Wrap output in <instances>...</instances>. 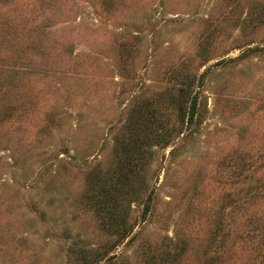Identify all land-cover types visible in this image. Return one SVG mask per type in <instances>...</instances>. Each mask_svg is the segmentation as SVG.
Listing matches in <instances>:
<instances>
[{"label": "rangeland", "instance_id": "obj_1", "mask_svg": "<svg viewBox=\"0 0 264 264\" xmlns=\"http://www.w3.org/2000/svg\"><path fill=\"white\" fill-rule=\"evenodd\" d=\"M192 77L198 124L154 155L152 211L131 204L136 236L114 264H146L176 240L179 264H202L219 240L220 197L235 191L220 183L225 159L264 160V0H0V101L11 108L0 118V264H71L73 238L93 252L113 242L83 205L86 175L112 164L133 109Z\"/></svg>", "mask_w": 264, "mask_h": 264}, {"label": "trees", "instance_id": "obj_2", "mask_svg": "<svg viewBox=\"0 0 264 264\" xmlns=\"http://www.w3.org/2000/svg\"><path fill=\"white\" fill-rule=\"evenodd\" d=\"M258 50L250 48L246 53ZM198 83L201 84V80ZM198 83L194 77L181 79L177 87L168 91L166 102L160 103L154 98L128 114L114 138L112 164L86 175L90 193L83 196V205L100 215L103 231L114 241L108 240L93 252L73 238L67 246L71 264H114L117 260L114 250L126 239L135 238L136 234L132 235L134 225L128 222L130 206L132 203L142 205L144 217L151 213L155 190L154 175L150 173L152 160L157 151L173 146L183 132L187 135L194 132L200 117L196 88L201 85ZM170 109L175 113V123L168 126ZM9 114V105L0 101V118ZM174 150L175 146L170 153ZM235 157L231 164L225 159L224 166L228 163V171L220 179V183L230 184L235 191L225 192L220 197V221L216 224L218 232H215L220 238L216 244V240L211 242L215 245L207 249L209 251H204L202 264H264V210H260L264 204V179L257 175L264 167V160L239 153ZM234 159L231 157L230 160ZM236 212L243 214L238 222L230 220ZM165 249L157 259L148 254L145 263L179 264L186 246L176 240ZM246 250L248 255L242 260Z\"/></svg>", "mask_w": 264, "mask_h": 264}]
</instances>
